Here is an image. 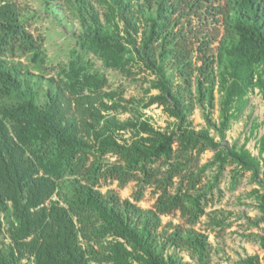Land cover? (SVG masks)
<instances>
[{
    "label": "trees",
    "instance_id": "obj_1",
    "mask_svg": "<svg viewBox=\"0 0 264 264\" xmlns=\"http://www.w3.org/2000/svg\"><path fill=\"white\" fill-rule=\"evenodd\" d=\"M66 1L82 30L40 105L23 80L28 71L10 58L39 61L42 42L18 0H0V213L11 239L0 245V264H189L179 249L211 264L209 236L195 228L205 214L204 193H194L206 171L200 157L214 151L221 172L235 165L234 178L251 172L264 189V136L257 157L245 145L222 146L210 129L223 139L251 90L264 101V0ZM89 53L128 76L134 62L154 74L144 107L162 106L174 127L136 116ZM217 87L220 124L207 118L209 127L196 129L193 111L213 107ZM108 180L137 182L134 200L103 192ZM147 187L157 195L152 208L138 204ZM254 193L264 214V191ZM176 212L187 226L167 229L163 216ZM242 264H264V256Z\"/></svg>",
    "mask_w": 264,
    "mask_h": 264
},
{
    "label": "rangeland",
    "instance_id": "obj_2",
    "mask_svg": "<svg viewBox=\"0 0 264 264\" xmlns=\"http://www.w3.org/2000/svg\"><path fill=\"white\" fill-rule=\"evenodd\" d=\"M18 3L27 19L26 23L30 31L42 42V53L41 60L36 62L32 61L31 54L10 60L23 64L28 71V74L23 76V80L27 79L30 86L37 91V103L43 105L46 101V91L51 84L50 79L57 78L61 69L69 62L70 53L76 46L75 35L82 30V25L80 17L70 8L66 0H51L49 3L46 0H18ZM99 8L100 12H103L104 8L102 6ZM88 58L95 64V68L107 75L111 89L124 91L126 98L132 101L129 107L136 116L148 120L158 129L174 127L176 120L170 117L162 106L155 104L148 108L144 107L149 97L147 94L149 81L155 78L154 74L145 70L140 63L134 62L133 74L128 76L119 70L105 67L101 59L94 54L89 53ZM171 73L172 70L169 69L167 75ZM175 78V81L178 80L177 77ZM3 101L11 103L10 99ZM220 109L221 92L217 87L215 105L210 107L206 103L197 106L193 111L191 118L194 127L196 129L209 127L207 118L213 125L219 126ZM234 114L235 117L223 139L214 126L210 128L212 134L217 141L222 142V146L236 145L240 148L245 145L253 155L260 157L259 141L264 136V101L261 91L251 90L244 98L242 106L234 110ZM118 116L127 119L131 114L124 113ZM122 135L123 139L131 137L130 132ZM214 154V151L209 150L200 157V166H206V171L194 192L205 195V214L200 217L195 228L209 236L212 248L211 264H242L247 255L256 253L263 257L264 250L260 247V239L264 236V214L258 207V193H254V189L261 191L264 189L251 172L234 178L235 165H227L221 172L217 164H213ZM100 186L103 192L115 189L122 199L131 200H134V193L139 187L135 181L120 186L113 180L101 182ZM156 196L153 188L147 187L138 204L143 208H152ZM0 221L2 223L0 245L6 246L11 243V239L8 232L9 224L4 213H0ZM162 221L170 230L174 225L187 226L179 212L163 216ZM177 253L189 264H198L196 258L191 257L189 250L179 249ZM22 264H34L33 258H27Z\"/></svg>",
    "mask_w": 264,
    "mask_h": 264
}]
</instances>
